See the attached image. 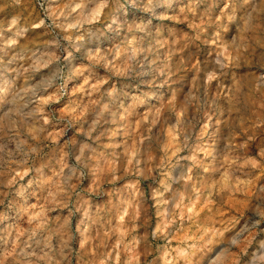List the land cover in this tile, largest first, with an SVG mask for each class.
<instances>
[{"label": "clouds", "instance_id": "clouds-1", "mask_svg": "<svg viewBox=\"0 0 264 264\" xmlns=\"http://www.w3.org/2000/svg\"><path fill=\"white\" fill-rule=\"evenodd\" d=\"M0 264H264V0H0Z\"/></svg>", "mask_w": 264, "mask_h": 264}]
</instances>
